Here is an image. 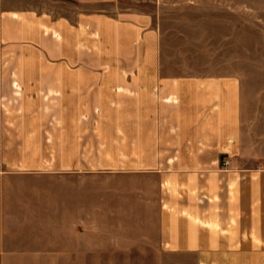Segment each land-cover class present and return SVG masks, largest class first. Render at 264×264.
Instances as JSON below:
<instances>
[{
    "label": "crops",
    "instance_id": "obj_1",
    "mask_svg": "<svg viewBox=\"0 0 264 264\" xmlns=\"http://www.w3.org/2000/svg\"><path fill=\"white\" fill-rule=\"evenodd\" d=\"M116 1L0 0V264H93L86 174L132 180L150 210L108 251L264 264V88L172 72L158 10L99 7Z\"/></svg>",
    "mask_w": 264,
    "mask_h": 264
},
{
    "label": "rangeland",
    "instance_id": "obj_2",
    "mask_svg": "<svg viewBox=\"0 0 264 264\" xmlns=\"http://www.w3.org/2000/svg\"><path fill=\"white\" fill-rule=\"evenodd\" d=\"M116 2L99 7L110 11L134 8L146 13L158 10L165 46L164 61L172 72L242 73L253 78L256 88H264V0ZM31 3H40L58 11H65L74 5L56 1ZM76 179L73 185L78 186L74 189V195L78 190L79 205L94 206L96 223L78 226L80 233L95 235L93 264H158L150 257L124 256L120 250H113V247L110 251L105 248L107 242L103 238H110V244L113 245L114 242L119 243V237L145 235L151 231V225H137L134 222L137 217L148 216L150 210L135 207L141 204V200L140 195L130 187L133 186L132 180L113 175L87 174L79 175ZM64 184L69 186L70 182ZM69 228L73 230L76 227L64 226L63 231H70Z\"/></svg>",
    "mask_w": 264,
    "mask_h": 264
}]
</instances>
